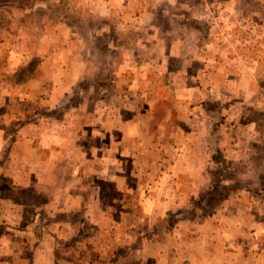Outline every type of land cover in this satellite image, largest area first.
I'll return each mask as SVG.
<instances>
[{"label": "rangeland", "instance_id": "rangeland-1", "mask_svg": "<svg viewBox=\"0 0 264 264\" xmlns=\"http://www.w3.org/2000/svg\"><path fill=\"white\" fill-rule=\"evenodd\" d=\"M0 113L47 264H264V0H0Z\"/></svg>", "mask_w": 264, "mask_h": 264}, {"label": "crops", "instance_id": "crops-1", "mask_svg": "<svg viewBox=\"0 0 264 264\" xmlns=\"http://www.w3.org/2000/svg\"><path fill=\"white\" fill-rule=\"evenodd\" d=\"M6 128L7 124L2 121L0 123L1 141L5 137ZM8 201L10 202L11 199ZM40 204H34L32 208L36 207V210L43 208V204ZM10 205L13 206V204ZM56 206H59V203ZM24 214L22 216L23 222L26 224L24 229L20 228V225H18L19 229L12 226L0 228V264H47L45 259L50 253L45 247V243L40 241L41 238H44V229L39 227V213L35 215L32 213L28 218ZM52 249L50 250L52 251ZM26 253H28V260L24 258Z\"/></svg>", "mask_w": 264, "mask_h": 264}, {"label": "trees", "instance_id": "trees-1", "mask_svg": "<svg viewBox=\"0 0 264 264\" xmlns=\"http://www.w3.org/2000/svg\"><path fill=\"white\" fill-rule=\"evenodd\" d=\"M216 170H217V169H216ZM216 170H214L213 172L210 173V175H212L213 178L216 179V180H214V182H211V184H210V189H209L210 191H211L214 187H216L215 184L218 185L219 183L222 182L223 179H225V177H223V174H221L220 171L216 172ZM218 170H219V169H218ZM217 178H218V179H217ZM210 191H208V192H206V193L209 194Z\"/></svg>", "mask_w": 264, "mask_h": 264}]
</instances>
